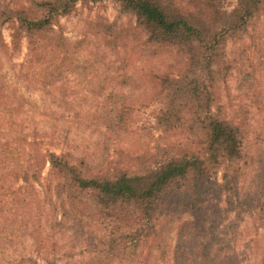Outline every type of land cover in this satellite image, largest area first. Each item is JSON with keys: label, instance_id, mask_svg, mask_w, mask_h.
I'll list each match as a JSON object with an SVG mask.
<instances>
[{"label": "trees", "instance_id": "1", "mask_svg": "<svg viewBox=\"0 0 264 264\" xmlns=\"http://www.w3.org/2000/svg\"><path fill=\"white\" fill-rule=\"evenodd\" d=\"M80 1L102 0L37 2L35 7L44 11L39 18L30 17L25 8H6L1 12L6 20L14 19L19 24L13 34L15 46L20 31L26 33L30 57L23 67L28 65L31 69L32 62L42 66L31 81H40L45 89L73 81L74 77V81L88 80L87 62L81 58L73 59L76 63L72 60L75 65L70 62L76 53L72 51L74 47L55 30L58 18L71 14ZM114 1L137 16V27L146 32L145 44L175 49L186 56L187 74L161 80L174 84V94L190 96L196 101L200 111L193 127L200 130V146L197 151L176 154L165 150L163 157L137 169L116 166L113 171L101 170L89 175V164L84 159L72 163L71 153L36 155V163L24 169L23 153L15 157L12 145L0 143V206H3L0 212H4L0 216V251L4 244L23 237H29L38 252L44 248L41 236L44 218L34 216L33 220L31 213L41 208L44 215L46 206L32 198L31 179L39 182L42 169L50 163L46 193L58 197L65 194L64 214L68 211L66 199L71 206L79 205L82 209L80 224L92 228L97 226L93 222H101L108 229V235L98 237L107 244L100 248L96 245L95 250L102 255L95 264H112L119 256L121 260L125 255L130 257L148 239L152 240V246L161 248L165 243V227L182 210L189 212L190 219L183 222V233L174 248V264H264V171L258 172V179H254L248 192L240 194L241 183L255 158L251 151L254 125L250 115L254 118L260 115L264 136V0H239L231 12L224 8L223 0ZM229 43L234 47L230 52ZM0 47H7L1 31ZM26 74H31L29 69ZM229 78L237 81V93L229 94L225 102L218 93V85ZM2 88L0 84V97ZM173 117L165 110L158 117L159 123L170 124ZM261 143L264 144V137ZM256 162L263 164V158L257 157ZM220 171L223 174L220 187L237 198L236 203L229 202L232 209L226 207L229 203L225 206L209 199ZM18 176L24 185L6 187L10 177ZM2 196L12 197L9 206ZM234 208L231 225L237 234L244 213L254 220V232L247 244L249 256H240L235 246L221 236V228ZM163 221L165 225H161ZM15 264L36 262L22 258Z\"/></svg>", "mask_w": 264, "mask_h": 264}, {"label": "rangeland", "instance_id": "2", "mask_svg": "<svg viewBox=\"0 0 264 264\" xmlns=\"http://www.w3.org/2000/svg\"><path fill=\"white\" fill-rule=\"evenodd\" d=\"M42 1L45 0H0V31L7 45L0 47V84L4 87L0 97V143L12 145L15 157L23 153L24 169L34 163V156L47 152L71 153L72 163L84 159L90 167L89 175H94L101 170L113 171L116 166L137 169L163 157L165 150L171 154L197 151L201 134L197 126L193 127L200 111L196 101L190 96L174 94V84L161 80L187 74L186 56L175 49L145 44L146 32L137 27V16L114 0L80 1L71 14L61 16L56 22V32L62 33L76 52L70 62L80 58L87 62V81H74V77V82H60L46 89L40 81H31L42 66L32 62L31 69L28 65L23 67L30 57L28 38L21 30L15 46L13 34L19 24L14 19L6 20L1 12L6 8H25L30 17L39 18L44 11L35 7V3ZM238 1L223 0L224 8L231 12ZM233 48L229 43L228 51ZM28 69L30 75L26 74ZM229 79L218 85V93L225 102L229 94L235 96L237 93V81ZM165 110L174 116L167 125L160 124L158 119ZM177 118L180 121H176ZM250 121L254 125L251 151L255 158L241 183V195L248 192L254 179H258V172L264 171L260 115L255 118L250 115ZM256 156L263 158V164L256 162ZM49 172L50 163H46L39 182L31 179L32 198L46 206L44 215L41 208L31 213L33 220L38 216L44 218L41 235L44 248L38 252L34 242L23 237L15 243L4 244L0 264H15L22 258H32L36 264H95L97 257L102 255L95 247L107 244L98 238L108 235V229L103 227L105 224L93 222L97 226L92 228L80 224L82 209L79 205L71 206L66 199L68 211L64 214L65 194L58 197L46 193ZM222 176L220 171L215 177L217 184L212 186L209 199L225 206L230 201L236 203L235 195L220 187ZM24 184L21 177H10L6 187ZM1 198L7 205L12 201L10 196ZM84 198L89 200L87 196ZM230 205L226 207L232 209ZM3 214L0 212V216ZM234 216L235 208L222 226L221 236L235 246L240 256H249L247 244L254 232V220L244 213L237 234L231 225ZM189 219V212L182 210L165 227V245L155 248L148 239L138 252L130 257L125 255L122 260L119 256L112 264H137V261L139 264H174V248L183 233V222ZM58 221H63L62 225H57ZM162 223L165 225L166 221Z\"/></svg>", "mask_w": 264, "mask_h": 264}]
</instances>
